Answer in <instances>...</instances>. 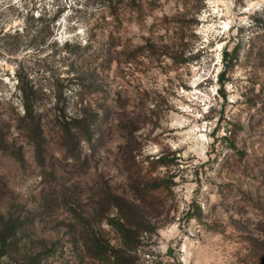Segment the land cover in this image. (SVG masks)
Segmentation results:
<instances>
[{
  "label": "rangeland",
  "instance_id": "1",
  "mask_svg": "<svg viewBox=\"0 0 264 264\" xmlns=\"http://www.w3.org/2000/svg\"><path fill=\"white\" fill-rule=\"evenodd\" d=\"M98 12L0 0V264H263L264 0H151L119 27ZM30 13L57 17L54 41L12 52ZM84 113L92 142L66 148Z\"/></svg>",
  "mask_w": 264,
  "mask_h": 264
},
{
  "label": "trees",
  "instance_id": "2",
  "mask_svg": "<svg viewBox=\"0 0 264 264\" xmlns=\"http://www.w3.org/2000/svg\"><path fill=\"white\" fill-rule=\"evenodd\" d=\"M150 1L151 0H99L100 13L102 14L101 22L106 24H114L117 27L122 26L126 22L131 21L136 14L144 9L146 4L150 3ZM13 7L14 4L10 5L9 8ZM56 20V16L47 17L46 13H43L37 17H34V15L30 13L25 20L24 27L13 28L11 26L4 33V37L12 40L10 51L15 52L24 46H32L36 49L41 47H49L54 41L53 32ZM9 21L10 20L8 19L4 22V24L6 25L9 23ZM255 21L258 23L260 28L264 29V21H261L258 18H256ZM112 39L114 40V37H112ZM65 45L66 47H69V42H66ZM115 50L116 49H113L114 52H116ZM103 52H105V50H103ZM228 54L229 53L226 51V56ZM19 81L21 84L18 87L23 94V105L25 108V114L21 118L20 123L22 128L28 132L29 136L34 140V142L39 145L41 142V137L38 133V130H40V122L36 117V105L35 99L33 97L36 91L32 90V94L29 92L32 87H26L27 83H25L22 74H19ZM85 115L86 113H84V115L81 117L74 116L71 117L70 120H65L62 122L64 125H62L63 127L60 131V137L62 138V141L65 142L66 148L69 142H71L72 138H74L76 135L85 136L89 139V143L92 142L93 133L90 128L97 121V115ZM0 140L3 143V140ZM70 154H72L71 156H74V153ZM116 224L122 235L127 238L130 226L129 219H127L125 222H118ZM4 241H6V239H4ZM259 244L261 246V243H258V245L255 246L253 254L257 262L264 264V250L262 251L258 248Z\"/></svg>",
  "mask_w": 264,
  "mask_h": 264
}]
</instances>
